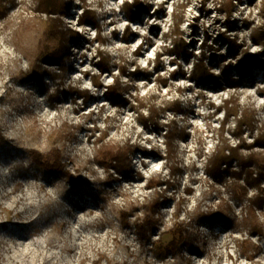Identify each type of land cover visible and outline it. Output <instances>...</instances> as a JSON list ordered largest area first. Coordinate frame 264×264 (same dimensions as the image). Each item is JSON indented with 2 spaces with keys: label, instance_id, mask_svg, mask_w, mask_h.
Instances as JSON below:
<instances>
[{
  "label": "rangeland",
  "instance_id": "obj_1",
  "mask_svg": "<svg viewBox=\"0 0 264 264\" xmlns=\"http://www.w3.org/2000/svg\"><path fill=\"white\" fill-rule=\"evenodd\" d=\"M68 1L70 8L63 19L80 41L69 45L64 67L43 60L60 44L47 39V15L35 10V0L9 1L7 15L0 17V124L8 139L0 145V264H264V239L254 258L240 252L236 239L248 234L237 216H231V223L200 221L203 211L219 200L221 185L210 179L205 157L220 135L223 101L231 92L239 93L241 102L255 106L264 123V66L257 67L238 89L209 86L189 76L191 58L170 51L169 34L180 18L196 52L201 50L205 32L211 43L219 31L227 29L216 0L208 1L204 10L202 0H145L151 10L133 22L124 13L127 0H86L98 11L101 34L108 40L104 46L97 40L94 25L78 21L82 0ZM263 2L243 0L232 16L237 25L228 34L245 41L250 54L262 49L252 40L251 31L264 29ZM128 23L136 34L125 40L121 34ZM99 46L116 58L113 70L102 74L104 84L112 83L122 57L121 64L129 71L136 65L149 71V75H122L131 84L130 98L153 92L163 98L180 96L184 109L178 116L188 136L178 140L176 172L170 174V165L160 155L165 150L163 134L144 127L129 104L113 103L105 96V88L92 83L90 75L100 72L95 64ZM215 46L217 53H227L226 43L218 41ZM227 60L235 58L227 54ZM218 61L211 64L221 74L223 65ZM233 74L239 76L236 67ZM159 78L168 79V84ZM70 87L88 88L94 97L83 101L75 93L66 95L64 90ZM107 125L108 140L130 139L153 155L135 152L128 173L104 170L95 156L94 140ZM226 134L232 139L231 133ZM32 149L48 155L58 149L66 168L80 180L69 181L64 174L40 168L32 160ZM155 175L169 177L173 183L167 191L170 200L161 209V229L171 226L179 206L196 252L185 245L176 254L165 255L161 248L153 251L148 244L140 245L134 229L121 223V210L141 214V202L154 192L147 179ZM235 207L240 214V205ZM173 237L166 231L159 245L166 246Z\"/></svg>",
  "mask_w": 264,
  "mask_h": 264
},
{
  "label": "trees",
  "instance_id": "obj_2",
  "mask_svg": "<svg viewBox=\"0 0 264 264\" xmlns=\"http://www.w3.org/2000/svg\"><path fill=\"white\" fill-rule=\"evenodd\" d=\"M14 0H0V17L7 15L6 4ZM210 0H202V10L206 9V3ZM214 1V0H213ZM243 0H216V7L223 13L227 29L219 31L210 41V35L205 32L204 39L201 42V50L196 52L195 42L185 37L181 28L184 18H180L169 34L171 38V52L177 56L185 55L193 61L189 76L199 84L206 85H228L238 89L248 78L253 77L257 67L264 66V29L255 27L251 31V38L262 46L258 54H250L249 45L246 42H240L237 36L232 37L228 34L236 27V22L232 16L237 6ZM35 10L47 15L44 19L46 24L45 33L48 40L57 39L60 49L44 56L43 60L51 63H57L65 66V59L70 52V44L80 41L78 33L68 28L64 21L70 8L68 0H35ZM83 2V12L78 21L81 24H92L96 27L97 40L101 45H105L107 38L101 34V26L98 20V11L91 5ZM250 3L253 0H249ZM185 7V5H183ZM124 13L128 22H133L141 18L144 12L151 10V4L145 0L125 1L123 4ZM262 14L264 15V2L262 5ZM198 17H196V20ZM115 30L114 34L117 35ZM136 33L128 23L121 34L125 40H128ZM222 41L227 44V53H217L218 47L215 43ZM191 46V48H190ZM142 46H139L138 50ZM49 49V47H45ZM96 66L99 73L90 75L92 83L96 87L105 88L104 94L113 103L121 105L129 104L137 112V117L144 127H153L164 136L165 150L162 155L170 165V174L178 170L176 158L179 154L178 140L185 139L188 136L186 127L180 124L179 114L183 112L180 96L176 98H163L160 93L153 92L148 96L138 94L130 98L131 84L128 80H123L122 75L134 74L149 75L147 68L136 65L132 71L128 70L126 64H121L122 57L117 64L118 74L113 73V81L104 84L102 74L112 71L116 65V58L104 47H98ZM227 54L235 58V61L227 60ZM160 55V54H158ZM218 61L222 73L218 74L213 69L212 62ZM234 62L236 63L234 65ZM237 65V66H236ZM237 68L239 76H234L233 70ZM163 84H168V79H160ZM182 92L183 89L178 88ZM69 92L82 97L83 101H88L94 97L88 88L70 87L64 90L67 95ZM220 109L224 111V119L220 125L221 131L214 148L205 157V169L212 181L219 183V200L215 206H210L202 213L200 221L214 222L222 220L231 223V216H237L239 223L246 229L248 236L242 239H236L241 253L247 258L254 256L262 250V240L264 239V123L259 119L258 110L252 104L242 103L240 95L237 92H231L223 101ZM169 114L171 116H169ZM106 119H110L106 117ZM231 122V125H229ZM228 124V129L226 125ZM110 126L107 125L104 131H101L95 138V156L103 169L110 172L114 169L118 173H128L132 167V155L135 152L142 153L144 156L153 155L151 150L137 142L126 139L122 142H113L108 140ZM232 134V139L226 133ZM0 124V145L7 141ZM32 160L40 168L50 174H64L69 181H78L80 178L66 168L61 152L56 149L52 154H44L39 150H30ZM169 174V175H170ZM149 188H154V192L144 197L139 211L141 214H132L127 210H121L120 220L125 226L134 229L140 245H149L153 251L164 249L166 254H176L182 247L187 246L192 252H196L198 247L192 241V232L189 229L187 218H181L182 209L178 206L173 212V221L167 230H162L164 216L161 211L162 206L170 200L168 189L173 185L171 178L162 175H155L147 179ZM227 192L228 196L225 195ZM240 205V214H236L235 205ZM189 219V218H188ZM166 231L172 232L174 237L166 245L162 246V238ZM157 235V236H155ZM256 237V239H254ZM161 248V249H159ZM158 254V253H157ZM161 256L160 254H158Z\"/></svg>",
  "mask_w": 264,
  "mask_h": 264
},
{
  "label": "bare ground",
  "instance_id": "obj_3",
  "mask_svg": "<svg viewBox=\"0 0 264 264\" xmlns=\"http://www.w3.org/2000/svg\"><path fill=\"white\" fill-rule=\"evenodd\" d=\"M4 225H7L6 222H4Z\"/></svg>",
  "mask_w": 264,
  "mask_h": 264
}]
</instances>
